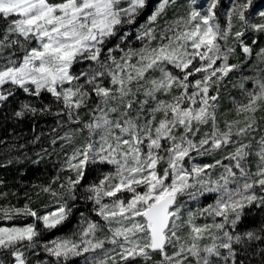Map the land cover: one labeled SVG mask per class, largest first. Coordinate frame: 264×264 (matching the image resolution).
<instances>
[{"label":"snow or ice","instance_id":"snow-or-ice-1","mask_svg":"<svg viewBox=\"0 0 264 264\" xmlns=\"http://www.w3.org/2000/svg\"><path fill=\"white\" fill-rule=\"evenodd\" d=\"M172 3L0 0V107L18 103L14 115L21 119L66 116L77 127L51 141L64 142L61 151L87 133L61 164L73 175L60 190L52 187L59 174L41 188L55 210L0 206V220L28 221L0 226V264H72L76 258L80 264H250L251 242L264 243V223L258 231L236 230L246 208H264V134L255 135L264 133V115H256L264 112V47L254 53L257 39L245 42L249 32L264 34V0H231L223 25L220 0H207L202 11L192 8L161 26ZM234 17L240 22L235 31ZM237 49L245 59L231 63ZM234 71L241 73L247 102L233 101L239 119H225L221 127V89ZM248 80L251 91L244 87ZM20 93L30 99L19 101ZM45 94L63 108L52 113ZM93 96L98 102L83 122L79 110ZM228 149L220 159L195 162ZM218 168L223 171L213 179ZM213 193V204L187 208ZM7 195L0 192V199ZM81 200L91 202L99 220L80 212L78 230L56 235L69 227ZM198 216L211 223L197 224ZM203 240L211 243L202 246ZM259 255L264 258V250Z\"/></svg>","mask_w":264,"mask_h":264},{"label":"trees","instance_id":"trees-1","mask_svg":"<svg viewBox=\"0 0 264 264\" xmlns=\"http://www.w3.org/2000/svg\"><path fill=\"white\" fill-rule=\"evenodd\" d=\"M207 2V0H174V3L170 4L167 14L160 21L161 26H163V20H174L173 16H181V13L188 11L189 5L193 7L200 6L202 2ZM231 0H220L217 12L220 16V22L223 25L225 23L224 13L227 12L230 7ZM243 2V0H240ZM255 3H259L260 0H254ZM185 14V13H183ZM144 19L140 20V23H144ZM252 22L258 23L259 17H253ZM233 23L235 25L233 31L239 29L240 22L237 18L234 17ZM257 39L258 43L252 45L254 53L259 52L261 47H264V34H257L254 32H249L247 34L246 43L252 44V40ZM231 43V41H230ZM133 46L139 47L140 42L134 41ZM245 57L237 49V55L230 57L231 63L243 62ZM256 63V57L253 56L252 60L249 62V68ZM244 75L252 76L253 73L249 70H246ZM264 75V74H262ZM242 81L241 73L234 71L229 74V77L223 82V87L221 89V98L219 100V112L221 115V127H223V121L225 119H239L235 115V105L233 101L247 102V97L243 89L239 87V84ZM245 89L251 91L253 89V83L251 80L244 82ZM45 99L43 103H51V112L55 113L63 108L62 104L52 103V97L49 94H45ZM143 97H141L142 99ZM165 98V97H161ZM17 99L19 101L30 99L26 95L20 93L18 94ZM36 106H40L39 101H34ZM98 102V98L93 96V101L89 102L88 107H84L79 110V116L83 122H87L91 117V108L95 106V103ZM19 110V104L12 102L11 100L7 103L6 106L0 107V140L4 141L3 144H0V162H6L8 159H12L11 164H6L5 167L0 168V181H3V184H0V192L8 193L7 197L0 199V206L9 207H23L24 204L30 203L34 208H38L41 212L52 211L57 205L53 203V198L41 191L43 186H47L51 180L59 174L60 181L56 184H53L52 187L56 190L59 189V184L64 183L65 179L69 175H73L68 171H61V164L66 158L67 155H70L71 150L76 144L81 143L87 133L83 135L77 134L74 144H65L63 151H61L60 145L64 143L57 139L56 145H53L51 141L54 138H57L60 135H63L65 131L69 130V127L75 129L76 125H69L67 122L66 116L57 117L54 114H37L32 116L28 114L25 118H17L14 115V112ZM257 118L261 115H264V112H257ZM60 121H63L64 126H60ZM264 126V122H262ZM203 131H208L209 127L204 126ZM264 133H256V139L260 138V135ZM37 137L39 139H37ZM35 141V142H33ZM14 146V147H11ZM23 146V147H21ZM11 147V151L7 149ZM225 150L224 152H219L215 157H198L197 160L199 163L212 162L213 159H220L223 155H226L229 151ZM39 153V155H37ZM33 161H39V163H33ZM228 163L227 161H224ZM256 163L255 157L250 158V167L254 168ZM110 166L101 168L102 171H108ZM212 199V196L205 195L202 196V199L195 204H190V207L197 206L198 208L205 206L208 201ZM210 202V201H209ZM47 206V207H46ZM92 204L91 202L85 203L84 201H79L77 203V208L74 209V216L70 219L69 227L63 231H57L56 235H71L73 231L78 230L80 212H84L92 220H99V217L91 211ZM245 216L242 218L240 224L237 226V231L243 232L248 230L258 231L261 224L264 223V208L252 206L245 209ZM201 216H198V219ZM30 219V218H29ZM219 217L217 221L219 222ZM28 221L23 218L20 220L5 221L0 220L1 225L15 224L20 225ZM102 236L103 233H98ZM259 235L264 237V232H259ZM50 238L46 236L44 239ZM254 249V253H253ZM261 250H264V243L260 241H252L251 248L249 249L250 255L248 257L250 264H261L262 258L259 253ZM172 249L169 248V252ZM48 258L46 254L40 252V258ZM36 257H32V260H35ZM82 258H76L72 264H80ZM159 254L153 256V260H159ZM135 264H144L140 259L135 261Z\"/></svg>","mask_w":264,"mask_h":264},{"label":"rangeland","instance_id":"rangeland-1","mask_svg":"<svg viewBox=\"0 0 264 264\" xmlns=\"http://www.w3.org/2000/svg\"><path fill=\"white\" fill-rule=\"evenodd\" d=\"M200 5H203V6L206 8V7H207V2H206V1H205V2H202ZM192 8H195V9H197V10L202 11V9H201L200 6L195 7L194 4H193V7H191V5H189V8L187 9L188 11H184L183 13H185V14L181 13V16H187L188 12L191 11ZM177 17H180L179 14H178V16H176V14H175V16H173L174 19H176ZM155 75H159V73H156ZM195 162H198V160H196ZM222 171H223L222 168H218L215 172H213V176H212V178H213V179H217ZM253 171H255V165H254ZM206 195H210V196H212V199H210V200H209L210 202L208 201V203L205 204V206L200 207V208H204V207H206L207 205H209V204H213V203L215 202V196H216L217 194L213 193V194H206ZM184 199L187 200V197H185ZM201 199H202V197L199 198V201H200ZM199 201H188V202H187V208H189V209H191L192 211L195 212V211L197 210L198 207L194 205V207L192 208V207H190V204H195L196 202H199ZM53 210H55V208H54ZM200 218H201V219H198V217L196 218V223H197V224H201V225H202V224H204V223H211V218L205 219L204 216H201ZM219 219H220V218H219ZM13 225H15V224L1 225V226H13ZM18 225H19V224H18ZM182 234L186 236L187 231L185 230V232L182 233ZM210 243H211L210 240H203V241H201V245H202V246H203L204 244H210ZM43 258H44V259H47V258H45V256H43ZM33 261H35V260H33Z\"/></svg>","mask_w":264,"mask_h":264}]
</instances>
